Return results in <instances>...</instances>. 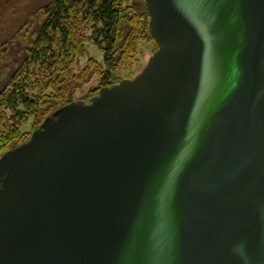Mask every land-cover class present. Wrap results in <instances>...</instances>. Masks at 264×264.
<instances>
[{
	"label": "water",
	"instance_id": "obj_1",
	"mask_svg": "<svg viewBox=\"0 0 264 264\" xmlns=\"http://www.w3.org/2000/svg\"><path fill=\"white\" fill-rule=\"evenodd\" d=\"M158 50L0 158V264H264V0H146Z\"/></svg>",
	"mask_w": 264,
	"mask_h": 264
},
{
	"label": "trees",
	"instance_id": "obj_2",
	"mask_svg": "<svg viewBox=\"0 0 264 264\" xmlns=\"http://www.w3.org/2000/svg\"><path fill=\"white\" fill-rule=\"evenodd\" d=\"M9 10L15 14L9 17ZM0 12V36L8 19L24 15L15 34L0 42V158L76 101L85 85L101 81L83 97L90 100L103 87L134 77L119 73L137 63L144 42L158 50L146 0H0ZM89 45L103 61L90 58L77 70ZM31 120L32 130L24 132Z\"/></svg>",
	"mask_w": 264,
	"mask_h": 264
},
{
	"label": "rangeland",
	"instance_id": "obj_3",
	"mask_svg": "<svg viewBox=\"0 0 264 264\" xmlns=\"http://www.w3.org/2000/svg\"><path fill=\"white\" fill-rule=\"evenodd\" d=\"M9 12L11 13L8 15L9 17L15 14V13L13 14V10H9ZM1 14L2 13L0 12V15ZM6 16H7V13H6ZM7 17L5 18V22H7ZM23 20H24L23 14L21 16H19L18 18H15V19H13V18L8 19L9 23L7 25L3 26L4 29H6V31H5L6 33H5V35L0 36V42L2 43V41H6L7 39L11 38L15 34V32L18 28V24L23 22ZM155 49H156L155 44L150 43V42H144L139 47L137 63L134 64V66L130 69L120 71L119 75L122 77H126L130 73H131L130 75H135V76L138 75V73L141 72L145 68L149 59L155 53L154 52ZM88 50L89 51H88L87 58L79 61V63L76 66L77 70L84 68L87 65V62L90 58H96L100 62L103 61V56L101 54H99L98 51L92 45H89ZM100 83H101V81L99 79H95L90 84L85 85L83 87L82 91H80L78 93L76 100L83 99V97H85L88 94V92L97 88L100 85ZM32 124H33V120L30 121V125L27 128H25L23 131L24 132H30L32 130Z\"/></svg>",
	"mask_w": 264,
	"mask_h": 264
},
{
	"label": "flooded vegetation",
	"instance_id": "obj_4",
	"mask_svg": "<svg viewBox=\"0 0 264 264\" xmlns=\"http://www.w3.org/2000/svg\"><path fill=\"white\" fill-rule=\"evenodd\" d=\"M127 78H134V77H127Z\"/></svg>",
	"mask_w": 264,
	"mask_h": 264
}]
</instances>
